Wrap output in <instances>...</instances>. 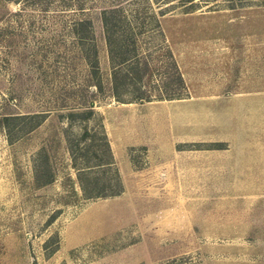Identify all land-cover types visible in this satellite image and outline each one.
<instances>
[{
    "label": "rangeland",
    "instance_id": "rangeland-1",
    "mask_svg": "<svg viewBox=\"0 0 264 264\" xmlns=\"http://www.w3.org/2000/svg\"><path fill=\"white\" fill-rule=\"evenodd\" d=\"M111 8L138 31L144 86L180 72L179 97L111 95ZM67 136L118 194L83 197ZM38 155L53 180L36 186ZM0 264H264V1L0 0Z\"/></svg>",
    "mask_w": 264,
    "mask_h": 264
},
{
    "label": "trees",
    "instance_id": "trees-1",
    "mask_svg": "<svg viewBox=\"0 0 264 264\" xmlns=\"http://www.w3.org/2000/svg\"><path fill=\"white\" fill-rule=\"evenodd\" d=\"M264 1V0H262ZM107 15H103V32L104 38L107 46L108 60L110 64V85L109 92L111 95L118 101L125 100L124 93L128 91V88L132 86L133 96L132 98L138 101L150 100L152 97L157 98H174L179 97V91L170 87L172 80H177V82L182 83V77L180 72H172L171 78H166L162 80V88L158 84L159 90L157 92H152L150 88L144 86L143 79L148 78L150 69L149 60L145 58V55L138 50V44L136 40L137 32L135 26L131 25V19L127 16L126 13H123L121 10H116L111 8ZM86 19L76 21L74 24V29L80 34L79 38L86 39L90 34V28L86 26ZM80 26V30H77ZM144 27V20H143ZM140 31V30H139ZM96 62L90 63L89 75L90 79L93 74H96ZM91 84V83H89ZM96 87V92H101L103 90L102 83L97 81L94 83ZM87 104H83L86 103ZM94 100L92 98L84 99L82 104L86 108L80 111H70L68 112L69 116H79L82 119L92 112ZM37 115L30 116L29 119V129H32L38 124L39 120L32 121ZM10 116H4L5 120H9ZM10 130L8 128V134ZM87 131L83 132L84 136ZM67 146L72 154V164L77 167V178L80 182L82 194L84 198H95V197H106L110 195L118 194L121 191V188H106L100 186H94L90 184V180L85 179L87 173L91 168H85L90 166L87 164V160L84 163H81L77 160L78 157H86L83 152L76 151V142L71 136L66 138ZM107 140L105 141L106 144ZM108 145V142H107ZM106 151V150H105ZM44 156V155H42ZM96 157L95 163L93 165L106 164L110 166L112 161V154L110 149L107 150V158H103L97 153L93 156ZM53 180L52 171L48 160L45 157L38 155L35 158L33 164V182L36 186L46 184Z\"/></svg>",
    "mask_w": 264,
    "mask_h": 264
},
{
    "label": "crops",
    "instance_id": "crops-1",
    "mask_svg": "<svg viewBox=\"0 0 264 264\" xmlns=\"http://www.w3.org/2000/svg\"><path fill=\"white\" fill-rule=\"evenodd\" d=\"M225 151H227V150H225ZM213 154H214V153H212V156H213ZM230 159H232V158L230 157ZM215 161H216L215 159H212V164H214ZM177 162H178V161H177ZM229 162L231 163V160H229Z\"/></svg>",
    "mask_w": 264,
    "mask_h": 264
}]
</instances>
